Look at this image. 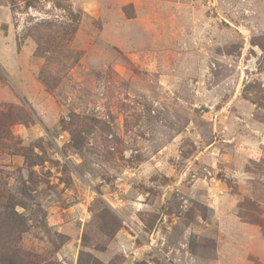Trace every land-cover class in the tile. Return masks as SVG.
<instances>
[{
	"label": "rangeland",
	"instance_id": "obj_1",
	"mask_svg": "<svg viewBox=\"0 0 264 264\" xmlns=\"http://www.w3.org/2000/svg\"><path fill=\"white\" fill-rule=\"evenodd\" d=\"M80 262L264 264V0H0V264Z\"/></svg>",
	"mask_w": 264,
	"mask_h": 264
},
{
	"label": "trees",
	"instance_id": "obj_2",
	"mask_svg": "<svg viewBox=\"0 0 264 264\" xmlns=\"http://www.w3.org/2000/svg\"><path fill=\"white\" fill-rule=\"evenodd\" d=\"M7 217H8L7 218V220H8V219H10L11 216L10 215H7ZM95 263H98V262L95 261ZM80 264H81V262H80Z\"/></svg>",
	"mask_w": 264,
	"mask_h": 264
}]
</instances>
